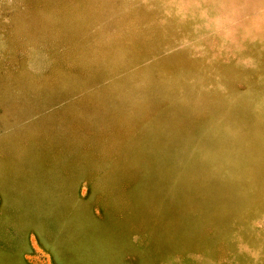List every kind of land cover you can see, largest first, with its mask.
I'll return each instance as SVG.
<instances>
[{"label": "rangeland", "instance_id": "obj_1", "mask_svg": "<svg viewBox=\"0 0 264 264\" xmlns=\"http://www.w3.org/2000/svg\"><path fill=\"white\" fill-rule=\"evenodd\" d=\"M0 264H264V0H0Z\"/></svg>", "mask_w": 264, "mask_h": 264}]
</instances>
